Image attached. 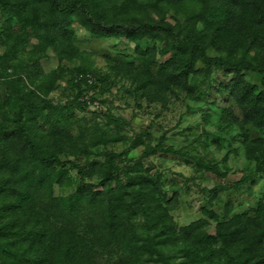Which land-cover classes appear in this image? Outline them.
<instances>
[{
  "label": "rangeland",
  "instance_id": "374dc122",
  "mask_svg": "<svg viewBox=\"0 0 264 264\" xmlns=\"http://www.w3.org/2000/svg\"><path fill=\"white\" fill-rule=\"evenodd\" d=\"M122 1L98 0V4L111 18V6L117 8ZM225 2L164 0L155 7L152 0H139L134 14L146 22L167 21L169 33L145 34L143 39L132 40L95 34L73 14L52 12L44 0H0V124L19 126L14 105H4L5 97L16 89L13 80L18 77L32 107L38 111L45 103L53 106L34 114L39 125L35 132L49 133L45 121L58 116L65 119L61 126L66 127L57 136L62 144L52 141L56 152L60 151V161L51 167V177L43 175L33 148L25 141L19 148L11 144L22 164L18 174L10 165L8 176H0L1 187L10 182L7 189L0 187V215L8 216L0 220V232H5L4 238L0 233V264L12 262L2 252L12 236L26 237L28 248L33 240L36 260L38 239L30 236L39 229L40 213L45 209L46 214L65 219L64 229H71L72 236L87 229L84 234H91L87 239L102 236L107 247H112L119 235L110 225L119 213L125 221L130 220L125 224L127 232L140 230L146 218L162 217L178 229L198 223L205 236L219 235L229 220L251 216L255 222L241 238L232 237L228 253L236 260L234 264H248L246 258L255 264L264 260V117L257 116L255 110L264 108V96H260L264 93V26L251 15L253 6L259 9L264 1L257 0L255 5L246 0L234 15L225 9L232 1ZM62 31L69 36L65 43L58 40ZM183 36L199 38L210 57L238 65L249 63L256 70L237 73L214 69L206 78L203 63L198 62L186 76L185 55H180L183 47L178 45L181 38L186 40ZM82 68L93 73L76 75ZM240 75L252 90L247 98L242 94L243 85H234ZM73 78L90 85L83 86L78 100ZM65 135L70 138L66 144ZM5 137L1 142L14 139ZM24 149L25 159L19 155ZM38 150L45 155L48 147L40 144ZM111 172L113 178L105 183L106 174ZM147 176L154 179L147 180ZM18 177L19 183H14ZM86 185L92 186L93 192L125 186L133 194L144 193V208L134 214L129 205L115 211L111 192L103 200L96 199ZM180 237L177 232L164 251L172 254L178 243L183 250ZM122 242L126 244L118 243L115 255L111 248L75 250L76 262L72 263L126 264L134 247L127 238ZM53 249L47 254L51 264L58 258ZM206 251L207 255L211 252ZM142 257V264H157L148 260V255ZM173 264H185V256ZM194 264L210 263L203 260Z\"/></svg>",
  "mask_w": 264,
  "mask_h": 264
},
{
  "label": "trees",
  "instance_id": "16d2710c",
  "mask_svg": "<svg viewBox=\"0 0 264 264\" xmlns=\"http://www.w3.org/2000/svg\"><path fill=\"white\" fill-rule=\"evenodd\" d=\"M139 0H123L121 3H117L119 7L115 8L112 7V17H106V9L104 7H100L98 4V0H44V5H48L52 12H56L62 15H70L73 14L79 20L81 24L84 25L86 29L92 31L95 34H113L114 36L118 37H127L132 40L143 39V35L145 34L148 37H154L155 35H162L164 33H169V23L167 21L158 19V20H151L146 22L144 20H140L138 16L134 14L136 10L135 5L138 3ZM144 2V0H142ZM227 4L225 6L226 12L228 14H233L241 8L240 4L246 2V0H223ZM264 1V0H262ZM254 4L257 5V0H253ZM164 3V0H152V5L155 7H160ZM263 4V5H262ZM112 5V4H111ZM178 8L182 7V4H178ZM251 10V15L259 20V25L264 26V3L261 2V6L258 8L254 7ZM146 9V12L149 14L150 10ZM151 17V16H149ZM254 23V22H253ZM167 31V32H165ZM64 31L59 33V41L61 43H65L69 41L67 39L69 36L63 34ZM63 34V35H61ZM168 36V35H167ZM206 36V35H205ZM186 40L183 41L181 38L178 45L182 46L183 49L181 50L180 55H185L186 63L184 67L186 69V76H190L193 73V69L196 63L201 62L203 63V70L205 71L206 78L212 76V72L214 69L216 70H223L225 72H232L241 70L245 71H253L256 70V67L252 66L249 63H242L238 65L237 63H232L228 59L217 58V57H210L206 53L205 45L199 38H190L188 39L187 36H183ZM18 38V36L16 37ZM190 41V42H189ZM72 42V39L70 40ZM191 45V51H189V47ZM75 53H77V49L74 48ZM177 55V54H176ZM184 60V58L182 57ZM20 63V62H19ZM146 68L149 69L150 67L146 63ZM21 66V63H20ZM258 69V68H257ZM212 71V72H211ZM87 72H91L89 69H77L76 75H84ZM237 72V73H238ZM263 73L264 78V70L261 71ZM77 78V76H76ZM15 82L16 89L11 91L9 95H7L4 99V105L7 106L9 104H13L14 108L16 109L15 115L20 116L18 121V128H10L5 125V123L0 124V142L1 137H14L13 140H3L0 145V176L5 177L8 176L10 173L9 166L13 169L14 173L18 174L20 172L19 164H22L21 161H18V157L15 156L13 152V147L17 146L20 147L21 141H25L26 146H31L34 151V159L38 161L40 166L43 168V175L52 176L53 173L51 172V167L56 162H59L60 151L55 150V146L52 145V141L55 140L57 143L62 144V140L58 139V134L64 133L63 131L66 130V127H62V123L65 122V119L62 116H58L49 122L45 121L49 125L45 131H49V133L42 132L41 135L37 132L39 129V125L36 124L34 114L39 113V110H43L44 108H53L50 104L45 103L44 105H40V109L37 111L36 106L32 107L31 103L27 100L28 93L24 91V82L20 78H16L13 80ZM73 84L76 86L77 90L79 91L77 94L78 96L75 97V100L83 94V86L89 87L90 85L85 80H79L73 78ZM248 84V83H247ZM242 80L240 75L239 80L234 81V85L244 88L245 90L242 91L245 98L249 97L251 94V88H247V85ZM249 85V84H248ZM264 93L261 92L260 96H264ZM246 101V99H243ZM241 100V102H243ZM254 102L257 104L261 102L260 99H254ZM84 104V103H83ZM2 107L3 104L0 103ZM257 116L264 117V108L263 107H256ZM61 111V110H60ZM7 113V112H6ZM26 115V116H25ZM40 136L41 138L38 139V144H42L43 147H48L47 153L44 155L38 149H40V144L37 146L35 140ZM5 137V138H6ZM65 139L64 144L69 143L68 140L70 138L68 136H63ZM56 143V144H57ZM61 149V148H60ZM63 151V150H61ZM23 153L19 155H23V158H26L25 149L22 151ZM20 158V157H19ZM21 159V158H20ZM23 159V160H24ZM59 176V174H56ZM113 172L106 174L105 183L106 181H110L113 177ZM8 177L3 178V183L7 180ZM147 180H153L154 176H147ZM20 179H16L14 183H19ZM140 180L137 182L139 183ZM10 186V182H5L1 189L5 190ZM92 189L93 187L90 185H86L85 189ZM128 187L120 186L117 188H106V190L102 192H93L96 196V199H102L103 196H106L111 192V203L113 204L114 210H119V208H123V206H131V213L134 214L136 211H142L144 208V204L142 201L146 202V197L144 193L141 194H133V191L127 189ZM18 189V188H17ZM27 195V194H26ZM26 195H22L23 199H26ZM21 197L18 199L21 200ZM103 200V199H102ZM25 205V204H24ZM154 204V206H156ZM47 211H43L40 213V225L39 229H35L31 234V239H38V252L39 254L34 260L33 249L35 247L33 240L30 241L31 247H26L28 244L26 243V237H11L10 243L6 249V252L2 249L4 254V258L6 257L9 261L11 260V264H51L50 258L47 257L50 250H56L58 252V258L55 264H75L72 262H76L75 260V250L77 252H91L93 250L99 251L100 249L111 248L115 255V249L118 250V243H125L122 242L124 239H128L131 246L134 247L132 255L129 254V258L125 259L126 264H142V255H148L149 259L152 262H157V264H173L174 260L177 258H181L185 256V264H194L195 262H202L203 260L208 261L210 264H234L236 260L229 256L228 249L233 245L232 237L237 235V237L241 238L242 234H245L249 226L255 222V219L251 216H244L238 218L235 222L229 220V223H224L221 226V231L217 236H205L203 233L199 232L198 223H192L184 228H177L174 223L168 225V221L166 219L169 218H155V220L147 219V222L143 223L140 227V230L132 228L130 231H125V224L127 222L130 223V220H126L122 217L119 213L113 218H111L110 225H114L113 232L115 235H118L116 232L119 233L118 236L115 237V242L112 244V247L106 246L107 241L102 239V236L93 235L91 238L87 239V235L84 234L87 232L77 233L74 236L71 234V229L69 231L65 230L64 227L67 226V222L65 219L58 217L57 215L51 216L50 214H46ZM168 216V215H167ZM8 216L4 213L0 215V220H5ZM1 222V221H0ZM147 224V225H145ZM81 225V224H78ZM200 226V223H199ZM89 227V225H88ZM28 228V227H24ZM86 228V226H85ZM260 229L259 227H255ZM115 229V231H114ZM178 229V230H177ZM92 232V230H90ZM94 231V230H93ZM39 232V236H38ZM178 232L180 240L183 241L184 248L183 250L180 249V244L178 243V249L174 252L172 250V254H169L164 251V245L169 244L170 239L176 236ZM3 234V238L5 236L4 230L0 232ZM37 234V235H35ZM80 235V236H79ZM2 238V239H3ZM35 242V241H34ZM126 244V243H125ZM26 245V246H25ZM74 245V247H73ZM182 245V246H183ZM13 246V247H11ZM14 246H16L14 248ZM76 247H79L77 249ZM208 247V248H207ZM167 249V248H166ZM207 249L211 251L208 253L210 256L207 255ZM166 252V253H165ZM200 255H204L201 259ZM150 256H154L150 257ZM253 258V257H252ZM109 259H112L109 256ZM84 261V254H81L79 262L82 263ZM50 262V263H49ZM110 262V261H108ZM246 263L250 264L253 260L247 259L245 260ZM254 263V262H253ZM144 264V263H143ZM156 264V263H155ZM255 264V263H254ZM259 264H264V260Z\"/></svg>",
  "mask_w": 264,
  "mask_h": 264
}]
</instances>
